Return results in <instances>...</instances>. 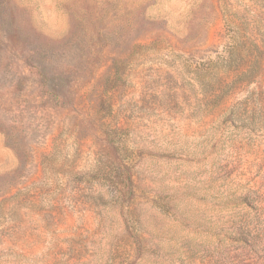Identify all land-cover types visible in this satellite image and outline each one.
Returning a JSON list of instances; mask_svg holds the SVG:
<instances>
[{"label": "rangeland", "instance_id": "1", "mask_svg": "<svg viewBox=\"0 0 264 264\" xmlns=\"http://www.w3.org/2000/svg\"><path fill=\"white\" fill-rule=\"evenodd\" d=\"M14 3L64 54L80 10L161 21L72 62L60 105L4 37ZM0 47L26 156L0 132V264H264V69L235 76L264 60V0H0Z\"/></svg>", "mask_w": 264, "mask_h": 264}, {"label": "trees", "instance_id": "2", "mask_svg": "<svg viewBox=\"0 0 264 264\" xmlns=\"http://www.w3.org/2000/svg\"><path fill=\"white\" fill-rule=\"evenodd\" d=\"M104 15L98 16L87 10L74 13L72 17L75 21L73 32L67 38V40H73L70 42L72 50L64 54L61 47L66 44L58 43L55 45L56 40L38 33L31 23L30 11L26 8L18 10V6L14 3L10 5L5 14L3 27L7 26L6 29L4 27V37L13 43L21 44L22 51L19 59L23 67L34 72L38 84L46 89V94L53 97L55 102L64 105L67 98L64 89L67 84V74L77 72V67L73 63L78 66L83 63L91 65L98 57H101L102 50L110 49L119 52V46L128 41L132 36L130 35L131 32L146 29V24L149 22L154 24L161 21L157 18H147L149 22H145L142 18L133 16L128 18L126 23H123L116 17L117 13H114L107 20ZM98 23H104L102 28L96 25ZM119 27L122 28L119 29ZM74 33L77 34L76 37H73ZM257 50L259 51L258 47ZM259 53L261 54V52ZM229 54L228 57L226 56L219 63L214 64L215 70L220 73V76H223V87L221 84V88L229 90L228 88L236 80L228 78L250 75L255 72L252 70H256L257 67L264 69V60L255 55L254 58L244 61L247 68L234 76L235 72L230 69L234 61L232 59L234 53L229 51ZM116 64V60H112L111 69L117 74ZM7 128L14 127L8 126ZM0 132L5 135L7 144L14 147L18 159L23 162L26 158L25 153L20 149L21 144L14 139L13 133L8 129L3 131V124H0ZM114 144L111 140L107 141V145L117 148ZM20 150L22 151L20 152Z\"/></svg>", "mask_w": 264, "mask_h": 264}]
</instances>
